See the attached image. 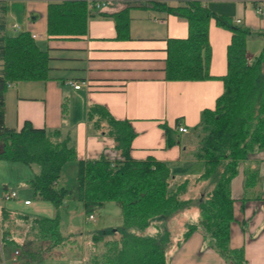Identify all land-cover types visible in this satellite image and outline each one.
<instances>
[{
  "label": "trees",
  "instance_id": "trees-1",
  "mask_svg": "<svg viewBox=\"0 0 264 264\" xmlns=\"http://www.w3.org/2000/svg\"><path fill=\"white\" fill-rule=\"evenodd\" d=\"M179 2L181 6L170 7L164 1L141 0L135 7L165 11L188 23L186 39L167 41L166 80L217 79L224 84L214 109H205L200 122L192 130L197 132L196 137L200 140L194 158L205 165L204 173L196 181H214L213 189L199 198L200 225L210 245L225 260L231 264H245L243 250L230 246L231 225L235 220L231 185L239 174L240 165L252 155L264 152V46L251 62L247 58L248 38L264 37V32L237 24L231 17L217 15L199 0ZM1 3L0 9L3 7ZM131 8L127 6L112 14L92 13L87 0L54 2L48 9L47 34L51 38L77 39L87 35L90 19L102 17L112 19L117 39L125 40L129 38ZM212 19L218 27L232 33L227 47V72L219 77L209 72ZM0 61L3 62L0 75V161L38 168L27 182L35 199L51 203L59 210L68 194L64 187L58 186L61 172L67 163L78 161L77 184L83 206L94 209L102 208L106 203H116L126 228L146 230L155 218H169L188 206L191 200L184 199V196L191 181L176 182L171 167L151 156L144 160L133 158L132 142L136 132L128 120L115 119L105 106L90 105L87 120L91 130L112 139L119 156L113 160L105 154L95 160H79L71 138L64 136L59 129L35 128L30 122H25L20 129L8 128L5 106L9 87L22 81H45L50 57L30 33L23 32L17 36H0ZM61 112L64 118L69 114L67 98L62 103ZM160 126L165 133L166 148L180 142L174 130L166 125ZM258 173L256 168L245 167L244 199L249 198L257 186ZM11 215L12 212L0 208V229L4 239L11 234L7 226ZM17 217L29 223L34 241L41 243L42 247L37 251L24 250L25 247L10 238L4 240V244L22 248L29 261L41 263L65 244L58 214L56 217L18 214ZM197 229V225H188L182 242ZM167 238L166 234L146 237L130 232L115 240L95 235L90 263L170 264L165 252ZM100 247H103L102 251Z\"/></svg>",
  "mask_w": 264,
  "mask_h": 264
},
{
  "label": "crops",
  "instance_id": "crops-1",
  "mask_svg": "<svg viewBox=\"0 0 264 264\" xmlns=\"http://www.w3.org/2000/svg\"><path fill=\"white\" fill-rule=\"evenodd\" d=\"M59 1L64 0H0L3 6L0 9V36L28 32L32 37L36 36L35 41L50 57L45 81H22L9 87L5 106L6 126L20 129L25 122H30L35 128L59 129L64 136L71 138L79 160H95L102 154L113 160L117 155L114 143L110 150L103 148L87 120L88 107L99 104L105 106L115 119L131 123L136 132L132 142L133 158L144 160L151 156L167 163L175 177H182L180 180L196 181L197 174L205 165L194 158L193 151H188L185 138L200 122L201 113L205 109H214L224 84L217 79L166 80L167 41L186 39L189 35L187 21L165 11L135 7L141 0H95L105 2L106 6L91 10L92 13L112 14L132 6L128 39H117L114 21L102 17L89 20L88 33L83 37L51 38L47 34L48 9L50 4ZM159 1L170 7L182 5L179 0ZM199 1L217 15L231 17L235 23L240 21L237 24L264 32V0ZM231 38L230 31L218 27L215 20H211L210 75L219 77L226 74L227 47ZM254 42L257 47L251 51ZM263 46V36L248 38L249 62ZM2 69L3 62L0 61V75ZM70 82H82L84 85L75 89ZM65 98L68 99L69 114L64 118L61 106ZM160 125L174 130L180 142L166 148L165 133ZM178 125L186 127L188 132L180 133L176 129ZM245 167L258 169L259 179L253 193L244 199ZM35 173L33 167L0 161V196L10 189L16 191L13 187L20 189L17 200H1L3 209L32 217H53L44 212L43 201L31 199L33 192L27 182ZM209 188H212L211 184L196 198L208 194ZM231 192L235 220L231 225L230 246L243 250L245 264H264V152L252 155L240 165ZM27 201L31 203L25 204ZM197 226L198 229L187 240H178L174 253L168 259L170 264H231L210 245L202 227ZM7 236L14 241L12 233ZM31 238L28 231L18 243L25 247L24 250H39L42 244ZM64 245L60 248H65ZM19 250V262L22 264H42L53 257L41 263L31 262L22 253V248Z\"/></svg>",
  "mask_w": 264,
  "mask_h": 264
},
{
  "label": "rangeland",
  "instance_id": "rangeland-1",
  "mask_svg": "<svg viewBox=\"0 0 264 264\" xmlns=\"http://www.w3.org/2000/svg\"><path fill=\"white\" fill-rule=\"evenodd\" d=\"M255 45L256 42L252 45L251 51L255 50L257 47ZM96 134V137L101 141L102 147H107L110 150L113 145L112 139L99 135L98 133ZM196 136L197 132L194 131L186 136L185 145L187 146L188 151H198L200 140L199 137L197 138ZM102 151H104V149H102ZM117 156L118 153L113 158L117 159L119 157ZM33 169L36 170V172L38 171L36 166H33ZM204 171L205 168H202L201 172L197 174V177L203 174ZM77 174L78 161L69 162L64 166L58 186L64 187L68 191V194L65 198L64 205H62L59 210L52 204L53 207L51 203L49 204L45 201L42 203L45 213L53 215V217H56L58 214L60 230L65 239L64 246H66L65 248H57L54 254H52L53 257L43 261L42 264H91L90 257L95 249L93 243V237L95 235H103L106 239L115 240L119 239L126 232L146 237H153L161 234L164 236V234H166L168 238L165 240V252L168 259H170L171 255L174 253V246L177 245L178 240L183 239V236L187 231V226L191 224L201 226L198 207L199 197L196 198V196L202 193L203 190L207 191V186L210 184L212 185V188H209L208 191H211L214 186L213 180L189 182L188 191L184 196V199H190L191 202L186 208L169 218H155L146 230H140L137 227H124L121 209L116 203H106L102 208L86 209L79 198ZM181 178L182 177L176 176V182L179 183L183 181L180 180ZM173 183L172 185H174ZM13 188L19 193L20 189ZM23 188L24 186L22 185L21 189ZM9 191L14 190L10 189ZM31 199L34 202L37 201L34 196H32ZM3 207L4 203L1 201L0 208L3 209ZM18 214L21 213L12 211L11 218L7 222V226L10 228L15 242H18L19 239L23 238L26 232L29 231L31 234L29 223L20 221L17 217ZM90 216L96 218V221L91 220ZM1 232L2 230L0 229V234L2 235ZM31 239L33 240V238ZM16 248L17 247L13 244H4L2 249L0 248V264H4L3 258L4 261L6 260V264H22L21 261L14 263L10 259ZM99 249L102 251L103 247H100Z\"/></svg>",
  "mask_w": 264,
  "mask_h": 264
},
{
  "label": "built area",
  "instance_id": "built-area-1",
  "mask_svg": "<svg viewBox=\"0 0 264 264\" xmlns=\"http://www.w3.org/2000/svg\"><path fill=\"white\" fill-rule=\"evenodd\" d=\"M100 6H93L92 4L88 5L89 10H100L99 8ZM260 11V10H258ZM237 23H240V21L238 20ZM16 28H18L16 26ZM36 36H33V38H35ZM70 85L75 88V89H80L83 87V83L82 82H70ZM176 129L180 132V133H187L188 129L184 126H177ZM17 192L16 191H6L4 192L1 196H0V202L1 200L3 201H11L13 199H15L17 197ZM30 202L27 201L25 204H29ZM91 220L96 221V218H94L93 216H90ZM8 238L4 239V237L0 234V248L2 249L3 245H4V240H7ZM21 257V251L19 250V248L15 249V251L13 252V255L11 256V261L14 263L19 262V259ZM3 263L5 264L4 258H3Z\"/></svg>",
  "mask_w": 264,
  "mask_h": 264
},
{
  "label": "bare ground",
  "instance_id": "bare-ground-1",
  "mask_svg": "<svg viewBox=\"0 0 264 264\" xmlns=\"http://www.w3.org/2000/svg\"><path fill=\"white\" fill-rule=\"evenodd\" d=\"M87 4H92L93 6H97L99 5V8L105 7L106 3L105 2H99V1H95V0H87ZM16 199V198H15ZM30 202V201H29Z\"/></svg>",
  "mask_w": 264,
  "mask_h": 264
}]
</instances>
